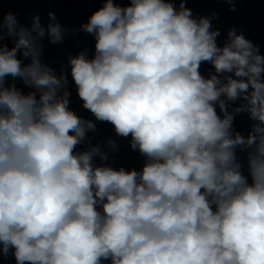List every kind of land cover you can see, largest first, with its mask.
Listing matches in <instances>:
<instances>
[{
    "label": "clouds",
    "instance_id": "1",
    "mask_svg": "<svg viewBox=\"0 0 264 264\" xmlns=\"http://www.w3.org/2000/svg\"><path fill=\"white\" fill-rule=\"evenodd\" d=\"M187 3L100 0L78 28L53 11L47 24L0 17V257L264 264V53L235 26L220 44L219 14ZM78 33L94 49L44 62L45 40ZM69 77L93 119L70 107ZM243 114L247 135L234 127ZM98 123L140 169L113 166L119 145L93 143Z\"/></svg>",
    "mask_w": 264,
    "mask_h": 264
},
{
    "label": "water",
    "instance_id": "2",
    "mask_svg": "<svg viewBox=\"0 0 264 264\" xmlns=\"http://www.w3.org/2000/svg\"><path fill=\"white\" fill-rule=\"evenodd\" d=\"M100 6V0H0V17L11 11L18 15L21 24L30 25L31 17L39 14L42 23L47 24V13L53 11L62 26L78 28ZM187 7L192 9L194 15L208 16L213 11L219 14V19L213 23L215 27L221 29L222 34L218 40L220 44H223L227 30L235 26L238 30L243 31L246 38L259 44L261 52L264 53V0H242L236 5V11H229V5L220 3L218 0H188ZM44 43L43 60L57 69L61 63L66 65L69 55H75L85 47L94 49V38L84 33H78L76 36L69 35L62 44L51 45L47 40ZM91 54L90 52L89 55ZM209 67L207 64L202 65L201 72L207 75ZM69 83L72 88L70 107L84 118L93 119L91 114L82 108V102L76 95L71 77H69ZM17 86L24 87L19 81H17ZM250 124L247 115L243 114L235 118L234 127L247 135ZM97 128L98 133L95 135L93 143L97 140L114 138L119 145V151L110 155V162L114 161V167L141 168L144 158L138 152L129 149L128 140L115 137L108 124L98 123ZM238 155L243 157L244 153L238 152ZM0 264H15L14 257L11 254L6 258L0 257Z\"/></svg>",
    "mask_w": 264,
    "mask_h": 264
}]
</instances>
